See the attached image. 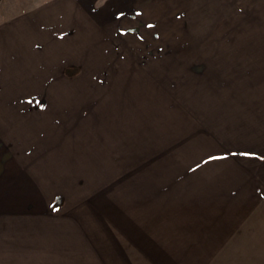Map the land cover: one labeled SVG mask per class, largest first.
I'll return each mask as SVG.
<instances>
[{"label":"crops","instance_id":"0c3cea01","mask_svg":"<svg viewBox=\"0 0 264 264\" xmlns=\"http://www.w3.org/2000/svg\"><path fill=\"white\" fill-rule=\"evenodd\" d=\"M141 7L42 0L0 21V264H264V76H189V132L161 159L131 89L165 75L147 58L165 26ZM117 161H140L136 183Z\"/></svg>","mask_w":264,"mask_h":264},{"label":"rangeland","instance_id":"374dc122","mask_svg":"<svg viewBox=\"0 0 264 264\" xmlns=\"http://www.w3.org/2000/svg\"><path fill=\"white\" fill-rule=\"evenodd\" d=\"M41 1L0 0V21ZM142 2L141 8L148 11L147 24L165 26V32L160 33L158 39H151L156 34L150 33L147 43V58L158 62L150 67L159 68V72L164 68L165 75L144 76L141 83L134 84L133 105H140L149 114L147 137L156 143L152 148L156 150L159 137L158 144H163L166 152L173 137L182 138L189 132L191 102L195 104L199 97L190 90L189 76H264V0ZM133 12L135 23L139 10ZM252 35L256 39H252ZM162 123L163 129L160 128ZM153 156L150 164L156 163L157 157ZM160 158L167 159V152ZM117 164L118 168L122 167L120 174L127 172L136 183L141 171L136 166L139 168L140 161L132 164L117 161ZM163 173L164 170L155 167L149 169L150 199L151 190L158 185V175L164 176Z\"/></svg>","mask_w":264,"mask_h":264},{"label":"snow or ice","instance_id":"6c2138e0","mask_svg":"<svg viewBox=\"0 0 264 264\" xmlns=\"http://www.w3.org/2000/svg\"><path fill=\"white\" fill-rule=\"evenodd\" d=\"M245 155H247V154L245 153Z\"/></svg>","mask_w":264,"mask_h":264}]
</instances>
